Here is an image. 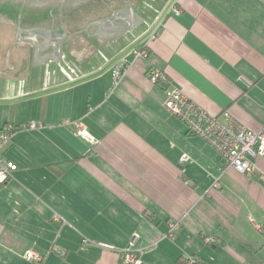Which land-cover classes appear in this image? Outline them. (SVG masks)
Here are the masks:
<instances>
[{"label":"crops","instance_id":"0c3cea01","mask_svg":"<svg viewBox=\"0 0 264 264\" xmlns=\"http://www.w3.org/2000/svg\"><path fill=\"white\" fill-rule=\"evenodd\" d=\"M95 3L46 21L1 9L0 128L42 127L4 148L16 169L0 186V264H264V156L251 176L222 172L148 76L162 70L221 121L263 130L264 0Z\"/></svg>","mask_w":264,"mask_h":264},{"label":"built area","instance_id":"2783aa9c","mask_svg":"<svg viewBox=\"0 0 264 264\" xmlns=\"http://www.w3.org/2000/svg\"><path fill=\"white\" fill-rule=\"evenodd\" d=\"M174 11L179 12L176 7ZM135 59L146 57L148 54L147 47H138L133 50ZM131 65L128 60H121L113 68V91L120 83L123 74ZM150 80L155 84H162L166 87L165 107L175 116L180 118L193 134L199 135L214 146L221 154L226 169L231 168L240 173L253 175L255 170V158L264 156V129L253 131L236 120L229 112L225 114V121H221L218 116L208 113L205 109L194 102L182 89L179 84L174 83L166 72L152 68L148 72ZM77 135L88 138L90 134L80 122H75ZM42 127V123L28 122L17 126L6 124L0 128V186L5 184L12 176L16 165L4 154L5 146L13 139L19 130H34ZM188 159L187 154L182 156V162ZM220 185L219 178L215 186ZM57 221L62 220L59 215H55ZM179 227V223L171 224L169 235L172 236L174 231ZM29 259L41 261L42 256L29 250L26 254ZM125 264H144L143 261L135 254H126ZM192 264H197L193 260Z\"/></svg>","mask_w":264,"mask_h":264},{"label":"water","instance_id":"95a60500","mask_svg":"<svg viewBox=\"0 0 264 264\" xmlns=\"http://www.w3.org/2000/svg\"><path fill=\"white\" fill-rule=\"evenodd\" d=\"M24 1L25 0H0V9L18 18H49L73 10L90 0H75L68 5H60L59 2L51 0L32 1L30 4Z\"/></svg>","mask_w":264,"mask_h":264},{"label":"flooded vegetation","instance_id":"af4514ba","mask_svg":"<svg viewBox=\"0 0 264 264\" xmlns=\"http://www.w3.org/2000/svg\"><path fill=\"white\" fill-rule=\"evenodd\" d=\"M32 1H45V0H25L24 2L30 4ZM51 1L59 2L60 5H68L69 3H73L75 0H51ZM77 1H80V0H77Z\"/></svg>","mask_w":264,"mask_h":264},{"label":"rangeland","instance_id":"374dc122","mask_svg":"<svg viewBox=\"0 0 264 264\" xmlns=\"http://www.w3.org/2000/svg\"><path fill=\"white\" fill-rule=\"evenodd\" d=\"M89 3L91 2L92 3V5L90 6L91 8L92 7H95V6H97L98 4H96L95 2H96V0H90V1H88ZM7 16H6V14L0 9V23H5L4 21H2V19L3 18H6ZM41 19H45V18H41ZM5 20H9V18L8 19H5ZM44 21H46V20H44Z\"/></svg>","mask_w":264,"mask_h":264},{"label":"trees","instance_id":"16d2710c","mask_svg":"<svg viewBox=\"0 0 264 264\" xmlns=\"http://www.w3.org/2000/svg\"><path fill=\"white\" fill-rule=\"evenodd\" d=\"M139 47H142V46H139ZM136 48H138V47H136ZM148 52H149V49H148ZM179 264H189V260L188 259H186V260H179Z\"/></svg>","mask_w":264,"mask_h":264}]
</instances>
